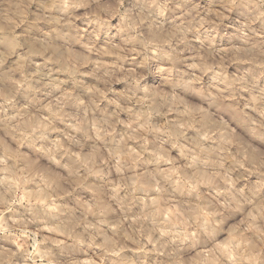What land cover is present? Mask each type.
I'll list each match as a JSON object with an SVG mask.
<instances>
[{"label": "clouds", "instance_id": "9594fccd", "mask_svg": "<svg viewBox=\"0 0 264 264\" xmlns=\"http://www.w3.org/2000/svg\"><path fill=\"white\" fill-rule=\"evenodd\" d=\"M0 264H264V0H0Z\"/></svg>", "mask_w": 264, "mask_h": 264}]
</instances>
